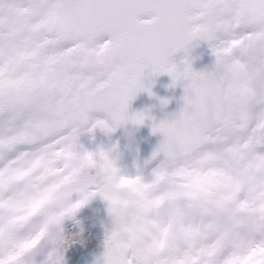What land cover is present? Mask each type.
I'll return each mask as SVG.
<instances>
[{"label":"snow or ice","instance_id":"1","mask_svg":"<svg viewBox=\"0 0 264 264\" xmlns=\"http://www.w3.org/2000/svg\"><path fill=\"white\" fill-rule=\"evenodd\" d=\"M163 74L183 107L134 174L81 143L143 125L131 103ZM95 198L96 264H264V0H0V264H65Z\"/></svg>","mask_w":264,"mask_h":264},{"label":"water","instance_id":"2","mask_svg":"<svg viewBox=\"0 0 264 264\" xmlns=\"http://www.w3.org/2000/svg\"><path fill=\"white\" fill-rule=\"evenodd\" d=\"M204 45L205 43H200L192 49H195L196 53H198ZM182 54L183 52L178 53L176 56ZM149 82L151 83L153 94H149L147 91L138 93L130 107V111L145 112L149 118L146 119L143 125L129 123L117 128L125 147L126 157L129 160L126 166L132 171H135L137 161L140 164H144L152 156V153L163 139L161 134L153 133L152 118L154 117L156 122L171 118L173 114L178 113L183 107L182 98L185 95L183 84L179 85L180 90H182L180 93L160 97V94L172 83V77L168 74H163L152 77ZM164 100H167L168 103L164 104ZM104 251L105 243L100 241H91L84 238L68 243L64 253L65 264H96L97 258L101 257Z\"/></svg>","mask_w":264,"mask_h":264},{"label":"flooded vegetation","instance_id":"3","mask_svg":"<svg viewBox=\"0 0 264 264\" xmlns=\"http://www.w3.org/2000/svg\"><path fill=\"white\" fill-rule=\"evenodd\" d=\"M207 47H209L208 44H206V46L202 49V51L198 55H196L194 51H190L188 53L189 58L192 60L194 69H196V70L209 69L210 70L214 66L215 57L212 54L211 49L208 52H204L205 48H207ZM184 57H185V53L182 56L176 57L174 59L177 62H179V61L183 60ZM178 91H179V86L178 85L173 86V84H172L170 86V88L168 90H166V92H164V94H167V95L168 94H175V92H178ZM81 143H83L89 149H95L96 147L101 146V145H103L105 147H111L113 145H118L119 151L121 153V165L123 167H125L126 158H124V155H123V148L124 147H122V144L120 142V136H118L117 130L113 133H108V134L102 132L98 128L92 133L85 132L81 136ZM93 201L96 202L98 205L104 204V201L100 198L93 199L92 201H90L87 205H85L78 212V214H77L78 218H83V217L86 218V217L93 216L95 214H98L99 216H101L100 212L98 213L97 209H95V208L90 209L89 204L93 205ZM102 211H104V210H102ZM85 223L86 222L84 220L83 221L84 225L81 226L82 229H83V227H87V225H85ZM74 225H75V223H74ZM76 229L80 230V227H76ZM99 234H100V236H105L104 231L100 232Z\"/></svg>","mask_w":264,"mask_h":264},{"label":"rangeland","instance_id":"4","mask_svg":"<svg viewBox=\"0 0 264 264\" xmlns=\"http://www.w3.org/2000/svg\"><path fill=\"white\" fill-rule=\"evenodd\" d=\"M210 51V48L207 47L205 48L204 52H208ZM93 205H90V208L92 209H97L98 213L100 212L101 216H99L98 214H95L93 216L90 217H86V218H78L77 220L80 221L79 224H76L75 222L72 221V223H67V221L65 222V232H66V236H68L70 238V241L73 240H77L75 239V235H78L81 238H84V236H88L92 239H96V240H100L102 242H105V236H100V232L105 233V224L108 222V216H107V211H106V204L104 202V204H100L98 205L96 202L93 201ZM100 210V211H99ZM104 210V211H102ZM102 211V212H101ZM85 220V225H87V227H83V229L79 230L76 229V227H80L83 226V221ZM73 223H75V225H73ZM81 231V232H79Z\"/></svg>","mask_w":264,"mask_h":264}]
</instances>
